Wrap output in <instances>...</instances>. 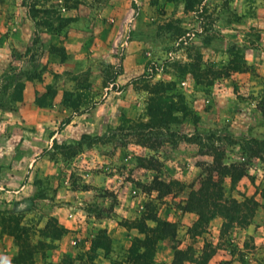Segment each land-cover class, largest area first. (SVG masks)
<instances>
[{
	"label": "rangeland",
	"instance_id": "374dc122",
	"mask_svg": "<svg viewBox=\"0 0 264 264\" xmlns=\"http://www.w3.org/2000/svg\"><path fill=\"white\" fill-rule=\"evenodd\" d=\"M160 83L170 89L152 94ZM160 97L186 109L170 123L151 118L149 105ZM263 106L264 0H0V152L45 155L60 171L59 186L47 176L25 192L39 222L54 217L57 205L86 215L89 234L118 217L130 231L144 214H156L175 219L177 234L157 242L152 264H172L181 247L198 251L197 235L207 229L185 217L191 186L205 190L207 169L219 159L241 165L246 181L264 178ZM171 154L213 161L197 158L199 176L188 184L186 165ZM225 179V197L236 198ZM11 197L0 192V206ZM0 209L11 228L26 214ZM37 231L34 224L23 238L34 244ZM231 233L218 245L257 264ZM40 236L39 247L55 246ZM93 256H65L62 264H94Z\"/></svg>",
	"mask_w": 264,
	"mask_h": 264
},
{
	"label": "crops",
	"instance_id": "0c3cea01",
	"mask_svg": "<svg viewBox=\"0 0 264 264\" xmlns=\"http://www.w3.org/2000/svg\"><path fill=\"white\" fill-rule=\"evenodd\" d=\"M171 155L172 157H178L180 159V162L183 163L184 166L186 165L185 168H183L185 175L183 176L182 180L188 184L193 183L199 176V173H196V170L199 169V163L197 164V161L195 160L202 157V155L197 154V156L193 157V160L195 159L194 161H192V158H190V156H186L183 154L177 156H175V154ZM209 157H202V160H208L209 162H212V157ZM58 175H60L59 167H57L55 163H51L50 161H48V158L45 155H37L36 153L31 154L29 152H0V192L5 193L6 195L9 194L10 196H12L11 198H13L11 202L7 204L5 203V206H0V208L4 209L7 213H10L11 211L17 212L21 210L23 213H26L25 215H21V226L26 228L27 230L32 225L37 224V227L39 228V231H37L39 235L37 236L39 239L33 244L37 246V249L35 250L33 256L35 264H62L65 256H71V259L76 260L77 262L81 261L80 258H87V255L93 252L95 253V256L91 257V259H93L91 260V262H93L94 264H112L114 260H121L119 257L122 251L121 249H124L123 243H125V248L127 251L131 247V240H133L135 237H144L143 234L139 233L137 228L129 227L130 231L124 228L119 223L121 219L118 216L117 220H110L108 218V220L114 223V228L107 227L106 223H104L103 225L100 224L99 228H93V233L89 234L85 232L88 229V226H86L87 223L85 221L86 215H77L75 212L70 211L72 209L71 205H69L70 210H68V213L65 214L62 212L63 208L57 205L54 206L51 215L56 217L59 223L62 224L68 230V232L62 238L52 241L53 244H55V246H53L52 248L48 249L39 247V243L41 242V240H43V238L40 236V230L44 229L47 223L44 222V220V223L39 222V216H37L36 218L32 217L35 216V210H30V207L28 206V204L30 203L29 198L32 196V193L26 194L25 192L27 190H29V192H32L35 186L42 185L39 179L45 182L47 176L52 179L55 186H59V180L58 178H56L58 177ZM35 176H37V179H35ZM244 177L238 181L239 183L243 182V186L240 187L238 185L237 187V184H235L234 187L236 188H234L235 190L233 191H236L237 194H234V196L237 199L239 197L241 199H245L246 197L255 196V199L260 202L261 206L254 214V217L248 226H233L231 228L232 233L230 237L231 243H234L233 245L236 244L239 246V248L241 247L243 251H247L245 257L248 258V260L252 261V263L256 262L258 264V261L255 258H258V256H260V251L264 250V199L261 197V193L257 192L256 190L257 186H259L260 184H262V187L264 188V178L252 182L250 180L246 181V176ZM34 179L37 181H34ZM225 183L228 184V186L233 184L230 177H226ZM191 187H193L194 189L193 185ZM239 190L242 191L239 192ZM42 199L44 200V198ZM18 200L21 201L20 203H18V205H16ZM131 209L132 208H130V213L128 216H136V214H134L135 210L133 212L131 211ZM37 211L38 212L36 213L38 214L39 209ZM78 211L87 214L85 208L80 207L78 208ZM28 213H30V215H28ZM2 214L3 212H0V215ZM186 216H193V218H195V222H197L198 220V215L194 212L185 211V217ZM82 217L84 218L82 219ZM103 221L105 220L102 219L101 222ZM166 221L173 223L176 222L175 219L172 220L171 217H168ZM223 223L224 220L221 217L217 216L210 221L207 227H205L207 231L197 235L198 244L195 247L198 251L194 249L196 256L199 257L205 250H208L207 247H205V244L210 243L212 240L211 249L209 250H213L214 253L206 264H220L221 262H228V264H243L237 259V255L231 252L232 250L228 249L227 247H221L220 245H218L222 236L224 235L222 234ZM108 224L111 223L108 222ZM93 225H95V223H93ZM154 225H156V223L149 226ZM106 228H108V231L106 230ZM101 230H105L110 238H112L110 248L108 250L106 248L100 247L93 251V239ZM125 230L126 232H124ZM111 234H113V236H111ZM48 240L50 241V239ZM250 242L251 246L250 248H248L249 246L247 245ZM190 244L191 241L188 243V245L190 246ZM187 248L188 247H186L185 249ZM180 249L184 248L181 247ZM19 251L20 247L15 240V236L9 234L5 230L3 218L2 216H0V264H15L13 260L19 254ZM185 263L196 264L188 261H186ZM246 264L249 263L247 262Z\"/></svg>",
	"mask_w": 264,
	"mask_h": 264
},
{
	"label": "trees",
	"instance_id": "16d2710c",
	"mask_svg": "<svg viewBox=\"0 0 264 264\" xmlns=\"http://www.w3.org/2000/svg\"><path fill=\"white\" fill-rule=\"evenodd\" d=\"M158 0H154V4ZM167 2H175L176 0H165ZM171 83H160L155 85L150 92L152 94L163 93L170 89ZM20 90L15 96V100H23V89L24 84L20 83ZM183 104V103H182ZM186 106L177 105L172 102L170 107L164 105L162 98L158 101L152 98V103L149 105L150 117L161 116L164 121L170 123L175 120V112L183 111ZM264 112V106L261 108ZM172 119V120H171ZM208 175L205 180L206 189L197 191L192 189L189 193L188 199L184 206L185 211L194 212L198 215V220L195 223L197 228H205L210 221L219 216L224 220L222 225V234L228 231L233 226L238 225L241 227L248 226L256 211L261 206L260 202L255 197H246L243 201H239L236 198H226L223 187V179L230 177L233 185L236 184L241 178L247 175L243 171L241 165L231 163L229 165L224 164L221 159L215 160L214 165H209L207 169ZM261 197L264 199V189L261 191ZM10 220V219H8ZM148 221L156 223L155 226H149ZM11 222V221H10ZM3 224L5 230L15 236V240L20 247L19 254L14 258L15 264H35L34 253L37 249L36 245L30 243L27 239H24V234L27 233V229L21 226V220L16 221V226L11 228L7 221L3 218ZM52 227V230H50ZM130 228H137L139 233L143 234L144 237H135L132 241L131 247L128 252L126 259L114 260L112 264H152L156 244L161 238L175 237L177 232V224L166 220H160L156 214H144L139 220L132 223ZM68 230L60 225L56 217H51L45 226L41 230L42 236L50 241L62 238ZM44 244L43 241L39 243ZM43 245V246H44ZM111 240L106 235V231L101 230L98 235L93 239L92 249L95 251L97 248H106L109 250ZM213 250H205L201 256L197 257L194 248L188 247L187 249H175V254L172 264H185L186 261L193 262L196 264H206L211 256ZM220 264H228V262H221Z\"/></svg>",
	"mask_w": 264,
	"mask_h": 264
}]
</instances>
